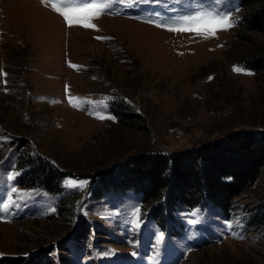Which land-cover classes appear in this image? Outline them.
I'll return each mask as SVG.
<instances>
[{"label": "rangeland", "instance_id": "1", "mask_svg": "<svg viewBox=\"0 0 264 264\" xmlns=\"http://www.w3.org/2000/svg\"><path fill=\"white\" fill-rule=\"evenodd\" d=\"M104 2L113 14L85 28L53 8L77 0H0V264H264L251 223L264 173L227 212L95 191L100 171L140 152L264 130V74L241 64L264 29L241 28L240 0ZM201 11L233 26L208 38L157 26ZM28 154L65 172L61 187L27 185Z\"/></svg>", "mask_w": 264, "mask_h": 264}, {"label": "trees", "instance_id": "2", "mask_svg": "<svg viewBox=\"0 0 264 264\" xmlns=\"http://www.w3.org/2000/svg\"><path fill=\"white\" fill-rule=\"evenodd\" d=\"M240 8L241 28L264 29V0H240ZM241 64L251 69L255 78L264 74V46L246 55ZM117 110L116 114L121 117L128 114L122 112L121 106ZM20 165L31 166L30 176L24 179L28 180L27 185L38 184L49 192L61 187L65 172L49 163L28 154L21 157ZM262 173L264 130H235L190 150L135 154L108 172L100 171L95 191L134 189L142 194L145 202L165 200L172 207L211 206L227 212ZM251 223L264 226V205L251 214Z\"/></svg>", "mask_w": 264, "mask_h": 264}, {"label": "snow or ice", "instance_id": "3", "mask_svg": "<svg viewBox=\"0 0 264 264\" xmlns=\"http://www.w3.org/2000/svg\"><path fill=\"white\" fill-rule=\"evenodd\" d=\"M118 2V0H115ZM53 8L57 11L66 21L69 26L80 25L85 28H95L96 26L90 23L94 18L103 14H113L114 3L98 2V0H77L76 6L62 5L57 7L53 4ZM179 26L172 27L164 24L157 25L158 27H165L169 31H193L197 35L208 38L214 36L217 30H227L233 26L232 18L227 14H221L213 11H201L189 16L180 17L178 20ZM97 39H106L105 37H97ZM75 67V66H73ZM234 71L241 72L242 69L234 67ZM244 74H251L245 72ZM98 118H112L100 116ZM15 192V189H13ZM7 206H5L6 210Z\"/></svg>", "mask_w": 264, "mask_h": 264}]
</instances>
